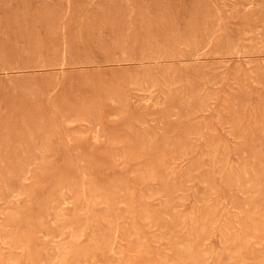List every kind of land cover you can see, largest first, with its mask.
Returning <instances> with one entry per match:
<instances>
[{
	"label": "rangeland",
	"instance_id": "374dc122",
	"mask_svg": "<svg viewBox=\"0 0 264 264\" xmlns=\"http://www.w3.org/2000/svg\"><path fill=\"white\" fill-rule=\"evenodd\" d=\"M0 264H264V0H0Z\"/></svg>",
	"mask_w": 264,
	"mask_h": 264
}]
</instances>
